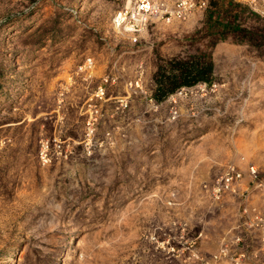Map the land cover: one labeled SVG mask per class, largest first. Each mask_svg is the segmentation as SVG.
Segmentation results:
<instances>
[{"label": "rangeland", "instance_id": "obj_1", "mask_svg": "<svg viewBox=\"0 0 264 264\" xmlns=\"http://www.w3.org/2000/svg\"><path fill=\"white\" fill-rule=\"evenodd\" d=\"M208 1L132 41L125 0H0V264H264V0ZM193 57L210 83L156 101L158 66Z\"/></svg>", "mask_w": 264, "mask_h": 264}, {"label": "built area", "instance_id": "obj_2", "mask_svg": "<svg viewBox=\"0 0 264 264\" xmlns=\"http://www.w3.org/2000/svg\"><path fill=\"white\" fill-rule=\"evenodd\" d=\"M208 6V0H125L114 12L112 25L116 31L127 35L132 41H137L154 20L164 22H170L174 18L185 20L194 12L206 10ZM92 63V58L86 57L79 69L86 70ZM102 93L100 86L96 96ZM247 174L250 177L252 190L264 192V176L257 168L253 165L248 166ZM242 176L243 171L234 163H227L217 179L203 184V191L210 199L219 202L227 194H238L237 187ZM240 195L244 196L243 192ZM247 209L244 205L243 212H247ZM254 221L264 232V216L257 214L254 216ZM236 240L239 241L241 238L237 236Z\"/></svg>", "mask_w": 264, "mask_h": 264}, {"label": "trees", "instance_id": "obj_3", "mask_svg": "<svg viewBox=\"0 0 264 264\" xmlns=\"http://www.w3.org/2000/svg\"><path fill=\"white\" fill-rule=\"evenodd\" d=\"M224 23L228 22L225 21ZM224 27L228 28L229 25ZM236 30L239 32L245 31L243 28H236ZM212 69L211 61L195 57L190 60L174 58L163 62L158 66L155 73L154 81L156 86L153 96L156 101H161L183 86H192L201 81L210 83L209 77Z\"/></svg>", "mask_w": 264, "mask_h": 264}]
</instances>
